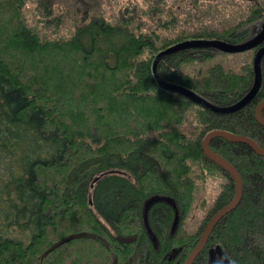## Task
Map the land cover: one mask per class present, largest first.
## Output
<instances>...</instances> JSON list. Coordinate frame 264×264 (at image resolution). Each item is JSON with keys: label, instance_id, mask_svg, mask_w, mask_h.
Segmentation results:
<instances>
[{"label": "trees", "instance_id": "obj_1", "mask_svg": "<svg viewBox=\"0 0 264 264\" xmlns=\"http://www.w3.org/2000/svg\"><path fill=\"white\" fill-rule=\"evenodd\" d=\"M192 1L196 14L177 0H130L118 11L92 4L81 15L66 0L73 15L64 23L52 0H0V264H184L209 219L233 200L235 181L203 140L223 130L264 150L256 118L264 53L258 91L229 112L162 89L152 63L186 41H247L264 0ZM261 47L264 38L239 69L207 63L211 48L182 47L157 73L227 107L252 88ZM260 113L264 120V107ZM207 143L238 172L242 190L191 264H208L215 245L230 264H264V156L221 135ZM217 176L215 198L196 227H185ZM155 195L171 202L147 211L153 244L143 203ZM174 209L180 221L172 232Z\"/></svg>", "mask_w": 264, "mask_h": 264}, {"label": "water", "instance_id": "obj_2", "mask_svg": "<svg viewBox=\"0 0 264 264\" xmlns=\"http://www.w3.org/2000/svg\"><path fill=\"white\" fill-rule=\"evenodd\" d=\"M263 38H264V28H262L260 30V32H258V34H254L247 41H244V42L238 43V44H233V43H229V42L221 41V40L186 41L184 43L172 46L166 50L159 52L155 56L153 63H152V74H153L157 84L162 89L170 91V92L181 93V94L185 95L186 97H188L189 99H191L193 102H195L201 106L210 108L214 111H220V112H229V111L237 110L238 108L244 106L247 102H249L259 89L260 79H261V56L264 53V47H261L260 49H258L255 53V56H254L253 66H254L255 77H254V82H253L252 88L238 102L234 103L233 105L227 106V107H217V106L213 105L211 102H209L206 98L201 96L200 94H198V93H196L190 89H187L183 86H180V85H177V84H174V83H171V82H168V81L162 79L157 73V64L162 58H164L165 56L171 54L175 50L182 48V47H205V48H211L213 50H217L218 52L221 51V52H226V53H235V52H241V51H245L247 49L255 47ZM262 107H264V100H262L260 102V104L258 105L257 110H256V118H257L258 122L264 126V120L262 119L261 113H260V110ZM213 135H221V136H223L229 140H232V141H240V142L248 143L254 148V150L258 154L264 156V150L260 149L257 146V144L255 143V141L252 140L251 138L233 136L231 133H229L227 131H223V130H214V131L209 132L206 135V137L203 140V145H202L203 150L207 153V155L212 160H214L218 165H220L227 173H229L233 177V179L235 181V185H236V192H235V196H234L233 200L231 202H229L227 205H225L223 208H221L219 211H217L209 219V221L205 225L204 230L202 232L200 242L198 243L196 248L188 255L184 264H191L193 262L196 255L204 247V245L208 239V236L210 235L214 226L217 224V222L225 214H227L228 212H230L231 210H233L236 207V205L239 202L240 196H241L242 185H241V178H240L238 172L230 164H228L222 158H220L215 153H213L208 147V143H207L208 139ZM100 176H102V174L96 176L93 179V181L91 182V185L95 181H97ZM159 201L171 202V201H169L168 197L155 195V196L148 198L143 203V214H144V222H145L146 232H147V235L153 244L157 243V238H156L155 234L153 233V231L151 230V228H150V226L146 220V215H147V211L150 208V206L152 204H154L155 202H159ZM171 204L173 205V207L175 206L174 203H171ZM178 223H179V213L176 209H174V217H173L172 224H171V231L172 232H174L176 230ZM217 258H219L224 264H230L220 246L218 248H216L213 253L209 252L208 264H215V261Z\"/></svg>", "mask_w": 264, "mask_h": 264}, {"label": "rangeland", "instance_id": "obj_3", "mask_svg": "<svg viewBox=\"0 0 264 264\" xmlns=\"http://www.w3.org/2000/svg\"><path fill=\"white\" fill-rule=\"evenodd\" d=\"M52 1L54 3L53 4L54 9L56 8V11L60 13L59 17H62V20L65 23L66 20L64 18V15L66 16L73 15L72 13H69V10H66V11L64 10L65 9L64 4L66 0H52ZM133 1L137 2V4H143L145 2H148L149 0H133ZM167 1L174 3V0H167ZM177 1H178L179 6L185 7L188 9L190 8L192 14H196L198 12V10L194 8L195 3L192 0H177ZM211 1L216 2L217 0H211ZM129 2L130 0H69V3L72 6L70 8V12L76 11L77 13L81 15L86 13L88 7H90L92 4L98 5L100 3L104 8H109L112 11H118L121 6L123 5L125 6V4ZM200 5L205 7L206 6L205 0H201ZM262 28H264V18L254 23V25H252L253 34H258V32H260ZM48 34L50 33L48 32ZM211 52H213V55L209 57L207 63L209 64L221 63L224 66H229L234 69H239L240 65L244 62V60L248 59V56L251 54L252 49L250 48L245 51L235 52V53H226V52H221V51L218 52L217 50H211ZM222 181H223L222 176L211 178L208 181L206 190L204 192H201V195L200 194L198 195L199 198H197L194 202L195 208L193 209L192 212L188 214V217L185 218L184 220L185 227L189 229H193L194 227H196L197 223L203 217V214L205 213L206 208L213 201L217 192L219 191ZM201 200L203 203V207L199 205ZM179 221H180V217H179ZM218 247L219 245L213 246L210 249V253H213L215 249Z\"/></svg>", "mask_w": 264, "mask_h": 264}]
</instances>
